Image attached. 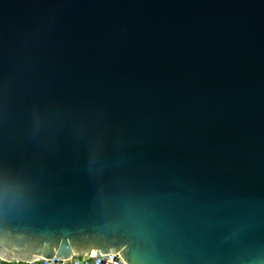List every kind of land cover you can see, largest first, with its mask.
<instances>
[{
  "label": "water",
  "instance_id": "95a60500",
  "mask_svg": "<svg viewBox=\"0 0 264 264\" xmlns=\"http://www.w3.org/2000/svg\"><path fill=\"white\" fill-rule=\"evenodd\" d=\"M264 264V0H0V264Z\"/></svg>",
  "mask_w": 264,
  "mask_h": 264
},
{
  "label": "built area",
  "instance_id": "2783aa9c",
  "mask_svg": "<svg viewBox=\"0 0 264 264\" xmlns=\"http://www.w3.org/2000/svg\"><path fill=\"white\" fill-rule=\"evenodd\" d=\"M85 253L82 257H72L70 259L56 260V259H41L36 260L30 264H125L122 259L113 253L105 254L102 252ZM26 264V263H24Z\"/></svg>",
  "mask_w": 264,
  "mask_h": 264
},
{
  "label": "snow or ice",
  "instance_id": "6c2138e0",
  "mask_svg": "<svg viewBox=\"0 0 264 264\" xmlns=\"http://www.w3.org/2000/svg\"><path fill=\"white\" fill-rule=\"evenodd\" d=\"M92 255L95 256L96 253L93 251V252H92ZM38 259H40V257H37V260H38Z\"/></svg>",
  "mask_w": 264,
  "mask_h": 264
}]
</instances>
